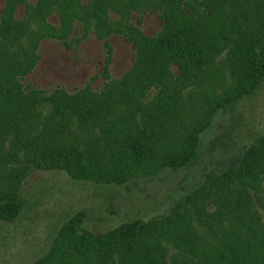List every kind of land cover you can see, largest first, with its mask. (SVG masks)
Here are the masks:
<instances>
[{
  "label": "trees",
  "instance_id": "obj_1",
  "mask_svg": "<svg viewBox=\"0 0 264 264\" xmlns=\"http://www.w3.org/2000/svg\"><path fill=\"white\" fill-rule=\"evenodd\" d=\"M6 1L0 24V47H3L0 134L9 124L21 130L22 135L16 138L24 141L22 148L28 159L21 158L19 170L7 165L0 169V221L3 222L15 221L23 210V199L17 192L14 177H18L20 184L34 169L62 171L73 180L91 181L100 186H126L136 178L151 177L165 169L176 171L191 167L198 159L201 135L212 127L215 115L254 94L263 82L264 23L257 36L236 39L234 29L225 27L226 14L214 13L205 0H178L174 5L158 2L143 5L145 8L140 6L145 0H125L124 10L108 2L99 12L95 10L96 5L91 14L86 11L87 17L80 19L86 29L81 25L79 31L83 38L91 32V27L95 31L105 28L102 35L96 31L99 38L113 32H129L127 36L136 48L132 65L121 77L111 78L108 69L111 45L105 40L107 53L102 76L106 81L102 89H92L89 83L71 93L57 88L45 102L48 109L41 110L38 102L26 101L38 96L40 90L23 88L20 78L31 72L38 60L34 55L38 42L43 38H57L55 27L48 23L47 17L60 4L54 0L36 5H29L26 0ZM256 2L264 6V0H241L239 6L244 12L240 14L247 16V20ZM20 5L24 14L15 19L9 10L14 12ZM162 6L165 8L161 9ZM156 8L162 10V31L146 37L136 30L135 36L134 29L127 24L128 15ZM261 9L264 13V7ZM109 11H114L120 19L109 18ZM74 20V17L59 18L61 32L66 22L73 24ZM69 30L62 36V43L68 46L76 39L75 34L67 36ZM10 36H15V44L6 40ZM24 40L25 46L21 42ZM239 43L244 44L242 49L237 48ZM233 51L234 56H239L234 65L226 70L216 65L218 56ZM172 64L179 69L176 77L170 73ZM192 75L196 76L194 82L199 89L195 92L194 104L182 98ZM215 86L221 89L219 93L212 90ZM193 94L186 93L189 98ZM32 120L36 121L32 123ZM22 126L40 134L31 136ZM255 156L252 154L250 158ZM260 156L242 162L235 173L207 178L170 213L161 216L165 224L162 236L180 237L167 239L166 249L172 256L191 254L196 262L183 258L191 264H264V197H257L261 184L256 180L258 173L264 178V156ZM41 159L50 163L43 164ZM209 206L210 213L206 211ZM147 223L151 222L134 218L115 230L133 231L136 227L152 226ZM187 227L193 237L200 233L214 244L217 255L213 259L202 258L194 249L186 247L188 243L181 237ZM99 235L102 234L83 227V211L78 210L60 226L53 240L71 238L78 252L89 247ZM151 235L155 236V232ZM148 246L144 247V256L152 259ZM123 248L121 253H116L117 264H138L134 255L128 258L127 247ZM50 253L51 250L44 256ZM162 259L164 264H181L175 256L173 262L171 258L166 260L164 254L161 262ZM143 264H150L149 259Z\"/></svg>",
  "mask_w": 264,
  "mask_h": 264
},
{
  "label": "rangeland",
  "instance_id": "obj_2",
  "mask_svg": "<svg viewBox=\"0 0 264 264\" xmlns=\"http://www.w3.org/2000/svg\"><path fill=\"white\" fill-rule=\"evenodd\" d=\"M43 1L45 0H26V3L36 5ZM54 1L60 4L59 9L55 8V13L48 16L47 21L55 27L56 37L60 39L55 37L41 39L34 54L38 60L32 71L20 78L23 88L40 90L38 96L26 101L31 104L38 102L37 105L41 110L48 109L49 106L45 102L51 92L57 88L71 93L89 83L92 89H102L106 81L102 76L107 53L104 47L105 40L111 45L112 55L108 67L111 78L121 77L132 65L136 53L135 44L128 38L129 32L126 34L113 32L105 39L99 38L96 33L98 31L102 35L105 29L103 27L96 31L91 27V32L84 38L79 31L81 25L86 29L85 24L80 20L87 17L86 11L91 14L96 5L95 10L99 12L101 6L107 5L108 2L124 10L125 0ZM188 1L192 2V0ZM205 1L214 13L226 14L225 27L234 29L237 34L236 39L257 36L258 30L264 26L262 21L264 13L261 9L264 6H260L259 2L251 8L250 19L247 20V16L240 14L244 12L239 6L241 0ZM6 2L0 0V24L2 14L6 11ZM158 2H171L174 5L178 0H145L140 6L145 8L143 5L150 6ZM23 11L22 5L14 12L9 10L15 19H20L24 14ZM161 12L159 8L143 13L133 11L126 21L129 28L134 29L135 36L137 30L139 34L142 32L144 36L152 37L162 31ZM108 16L111 19L119 18L114 11H109ZM72 17L75 18L74 23L66 22L63 29L64 34L70 29L67 36L76 35V39L68 42L70 44L68 46L67 43H62L64 38L59 18L68 20ZM117 28L119 29L120 26ZM14 37L10 36L6 40L11 45L15 44ZM21 42L23 46L27 44L26 40ZM240 47L242 49L244 44L239 43L237 48ZM2 52L3 47H0V55ZM237 57L239 56H234V51L226 52L218 56L215 63L226 70L227 67L235 64ZM169 68L172 76L176 77L179 73L177 66L172 64ZM195 78L196 76L192 75L191 81L183 91L182 98L188 99L190 104L195 103V92H199L194 82ZM212 90L219 93L221 89L215 86ZM188 92H194L191 98L187 97ZM35 121L32 120V123ZM15 123L20 125V122ZM8 126L9 128L0 134V169L7 165L6 167L19 170L21 158L28 159V154L22 148L24 141H18L16 138L22 135L21 130H15L11 124ZM22 128L31 133V136L39 133L33 128L28 129L25 126ZM43 130L44 127L41 132ZM201 140L198 159L191 167L176 171L165 169L151 177L136 178L126 186H100L91 181H77L58 170L34 169L20 184L18 177H14L17 192L21 194L22 198H20L23 199L24 204L15 221H0V264H117L116 253H121L122 249H125L123 247H127L128 258L134 255L138 264H143L147 259L150 264H164L163 259L161 262L163 254L166 260L171 258L172 262L174 256L181 264H191L183 258L196 262L191 254L182 257H178L176 253L174 256L170 254V250L166 249V243L169 241L167 239L176 240L180 237L177 234L171 238L162 236L161 231L165 224L160 218L170 213L186 194L204 183L207 178L235 173L242 162L255 160L259 155L264 156V77L254 94L243 97L224 111H219L214 117L212 127L202 133ZM252 154H256L253 159L250 158ZM41 162L50 163L43 159ZM263 179L261 173H258L256 180L261 184L257 189L258 198L264 197ZM17 200L18 197L15 202ZM78 210L83 211V227L102 235L96 237L89 247L77 252L73 247V239L62 241L53 239L60 226ZM206 211L210 213L212 207H206ZM134 218L151 222L147 224L152 226L136 227L133 231H123L122 228L115 230L124 221ZM263 219L260 218V221ZM154 232L155 236L151 235ZM184 233L181 238L188 243L186 247L194 249L196 254L209 260L217 255L214 244L206 235L199 233L195 238L188 227ZM146 245H149L152 259L148 255L144 256ZM49 250H51L50 255L44 256Z\"/></svg>",
  "mask_w": 264,
  "mask_h": 264
}]
</instances>
